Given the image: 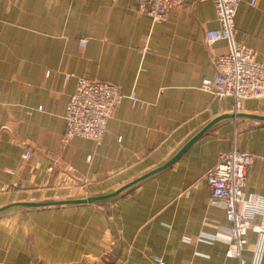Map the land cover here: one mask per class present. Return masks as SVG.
<instances>
[{
	"label": "crops",
	"instance_id": "1",
	"mask_svg": "<svg viewBox=\"0 0 264 264\" xmlns=\"http://www.w3.org/2000/svg\"><path fill=\"white\" fill-rule=\"evenodd\" d=\"M234 24L236 42L264 65V0H240ZM217 27L212 0H186L161 23L134 0H0V208L111 192L169 161L219 116H264V99L235 106L201 89L226 51L223 41L205 42ZM77 77L113 84L145 107L124 98L100 144L62 145ZM233 148L253 156L244 195L264 197V124L226 119L116 201L2 212L0 264H86L111 252L112 264H238L226 256L232 224L205 180ZM246 240L242 258L252 264L256 233Z\"/></svg>",
	"mask_w": 264,
	"mask_h": 264
},
{
	"label": "built area",
	"instance_id": "2",
	"mask_svg": "<svg viewBox=\"0 0 264 264\" xmlns=\"http://www.w3.org/2000/svg\"><path fill=\"white\" fill-rule=\"evenodd\" d=\"M140 14L154 22H166L174 9L182 7L186 0H134ZM215 9L216 29L204 35L206 44L218 41L225 43L226 51L214 59L215 75L204 80L201 89L219 98H231L235 106L245 100L264 99V65L258 63L252 50L235 40L234 19L240 0H212ZM255 0H251L253 4ZM84 46V41L80 42ZM124 98L140 109L145 104L135 94L124 96L113 84L77 77L75 88L64 113L65 130L62 145L73 139L89 140L100 144L108 120ZM31 151L26 150L22 158L28 159ZM253 156L236 148L220 154L217 163L208 170L205 180L210 189L211 203L221 208L232 224L226 237V256L245 264L242 253L247 244L249 231L257 235L258 242L251 251L252 264H260L264 251V197L244 195L246 178ZM51 171V168H49ZM156 264H166L155 258Z\"/></svg>",
	"mask_w": 264,
	"mask_h": 264
},
{
	"label": "water",
	"instance_id": "3",
	"mask_svg": "<svg viewBox=\"0 0 264 264\" xmlns=\"http://www.w3.org/2000/svg\"><path fill=\"white\" fill-rule=\"evenodd\" d=\"M226 119L233 121L245 119V120L256 121L264 124V116L262 115L245 114L242 113L241 111L234 110L231 114L219 116L213 119L211 122H209L196 135H194L169 161L146 173L141 174L140 176L130 180L126 184L116 188L111 192L104 194H92L90 192H86L80 195L57 197L46 200L18 202L1 207L0 214L14 207L23 208L26 210L49 209V208H61V207H72V206H86V205L116 201L120 197L126 195L127 193L137 188L144 181L150 179L151 177L157 175L161 171L170 167L194 142H196L201 136H203L209 129H211L213 126ZM112 254H113L112 252L110 254H105L97 261L88 260L86 261V264H112L113 262L112 259L110 258Z\"/></svg>",
	"mask_w": 264,
	"mask_h": 264
},
{
	"label": "rangeland",
	"instance_id": "4",
	"mask_svg": "<svg viewBox=\"0 0 264 264\" xmlns=\"http://www.w3.org/2000/svg\"><path fill=\"white\" fill-rule=\"evenodd\" d=\"M78 195V194H77Z\"/></svg>",
	"mask_w": 264,
	"mask_h": 264
}]
</instances>
